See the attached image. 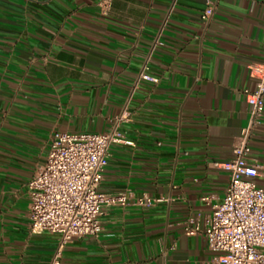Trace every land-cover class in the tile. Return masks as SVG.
<instances>
[{"label": "crops", "instance_id": "obj_1", "mask_svg": "<svg viewBox=\"0 0 264 264\" xmlns=\"http://www.w3.org/2000/svg\"><path fill=\"white\" fill-rule=\"evenodd\" d=\"M263 60L264 0H0V264L56 253L57 236L31 234L28 195L53 137L117 122L124 142L99 189L128 205L105 209L100 236L68 245L61 264H218L184 223L224 198ZM146 64L158 83L129 102ZM250 146L264 165V118Z\"/></svg>", "mask_w": 264, "mask_h": 264}, {"label": "built area", "instance_id": "obj_2", "mask_svg": "<svg viewBox=\"0 0 264 264\" xmlns=\"http://www.w3.org/2000/svg\"><path fill=\"white\" fill-rule=\"evenodd\" d=\"M99 7L106 13L109 2H102ZM215 10L216 2L209 1L203 19H211ZM164 29L165 26L157 35L153 49L162 46ZM251 71L257 74L258 84L256 92H246L251 107L250 124L243 130L226 166L229 184L224 198L206 218H190L184 223L185 235L203 237L208 249L219 255L218 264H264V188L254 181L264 177V165L253 159L250 146L251 136L264 118V60L251 66ZM148 72L146 64L129 102L140 82L158 83ZM123 142L120 122L107 133H59L53 137L45 164L28 184L31 234L58 237L51 264H61L67 246L75 240L100 236L105 209L128 205L126 196L108 195L99 189L112 147Z\"/></svg>", "mask_w": 264, "mask_h": 264}]
</instances>
